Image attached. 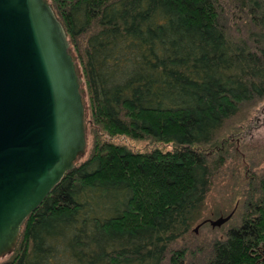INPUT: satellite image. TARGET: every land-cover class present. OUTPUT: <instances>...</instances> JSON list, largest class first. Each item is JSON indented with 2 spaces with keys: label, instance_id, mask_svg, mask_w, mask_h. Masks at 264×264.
Instances as JSON below:
<instances>
[{
  "label": "trees",
  "instance_id": "16d2710c",
  "mask_svg": "<svg viewBox=\"0 0 264 264\" xmlns=\"http://www.w3.org/2000/svg\"><path fill=\"white\" fill-rule=\"evenodd\" d=\"M49 2L91 141L0 264H264V172L247 167L222 236L192 230L231 157L217 133L264 99V0Z\"/></svg>",
  "mask_w": 264,
  "mask_h": 264
},
{
  "label": "water",
  "instance_id": "95a60500",
  "mask_svg": "<svg viewBox=\"0 0 264 264\" xmlns=\"http://www.w3.org/2000/svg\"><path fill=\"white\" fill-rule=\"evenodd\" d=\"M82 73L49 0H0V258L87 149ZM232 213L194 227L227 222Z\"/></svg>",
  "mask_w": 264,
  "mask_h": 264
},
{
  "label": "rangeland",
  "instance_id": "374dc122",
  "mask_svg": "<svg viewBox=\"0 0 264 264\" xmlns=\"http://www.w3.org/2000/svg\"><path fill=\"white\" fill-rule=\"evenodd\" d=\"M88 129L87 108V149L81 160L87 156L90 146ZM217 137L219 140H227L226 148L231 157L224 164L221 173L213 178L202 216L192 226L193 233L202 240L222 236L227 223L212 227L207 222L200 225L197 232L194 231V227L205 219H215L229 214L235 205L234 191L242 181L247 167H251L256 173L264 172V99L238 111L223 125ZM128 144L134 150H147L151 147L148 143L140 141H130ZM10 254L0 258V261Z\"/></svg>",
  "mask_w": 264,
  "mask_h": 264
}]
</instances>
